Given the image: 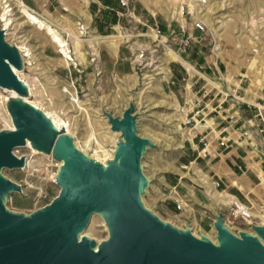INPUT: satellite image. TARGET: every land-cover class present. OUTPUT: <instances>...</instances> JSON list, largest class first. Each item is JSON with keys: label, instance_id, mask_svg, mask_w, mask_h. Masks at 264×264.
Listing matches in <instances>:
<instances>
[{"label": "rangeland", "instance_id": "obj_1", "mask_svg": "<svg viewBox=\"0 0 264 264\" xmlns=\"http://www.w3.org/2000/svg\"><path fill=\"white\" fill-rule=\"evenodd\" d=\"M109 1L110 7H118L117 0H0L2 40L14 53L15 64L8 62L22 81L16 80L17 93L0 85V133L26 129L21 125L31 119L22 122L21 112L36 108L38 114H49L35 116L39 128L32 140L12 150L22 166L0 171L2 178L21 186L4 207L29 215L59 196L66 164L63 145L98 169L117 167L119 152L128 145L126 130L133 127L136 136L150 141L140 162L144 187L139 212L177 229L188 226L194 237L205 236L220 247L215 223L227 206L214 199L216 191L193 194L204 203L186 202L192 208L190 220L188 211L174 216L170 186L181 176L197 185L209 170L204 158L196 159L203 142L195 136L207 134L203 126L218 113L213 111L207 120L199 117L197 125L193 110L206 103L229 106L235 87L241 105L264 103V0H130L135 16L121 18L103 7ZM32 16L59 33L70 60ZM197 20L204 21L205 30L194 28ZM156 25L164 42L136 36L153 33ZM187 37L191 45L183 51L181 40ZM174 69L184 79L178 81ZM50 115L63 123L60 132L50 128L39 135ZM51 130L54 136L48 134ZM228 215L224 222L231 233L240 239L243 233L254 234L264 243L254 228L264 226V216L256 215L246 225ZM111 227L107 216L93 212L83 235L101 249L112 239Z\"/></svg>", "mask_w": 264, "mask_h": 264}, {"label": "water", "instance_id": "obj_2", "mask_svg": "<svg viewBox=\"0 0 264 264\" xmlns=\"http://www.w3.org/2000/svg\"><path fill=\"white\" fill-rule=\"evenodd\" d=\"M0 32V53L15 64L14 53L3 42ZM0 68L1 84L19 89V84ZM23 116V117H21ZM25 131L0 133V171L10 166L20 168L23 160L12 154L17 143L39 128L35 117L21 112ZM35 129V130H34ZM126 130L128 145L119 152L117 167L102 170L72 147L63 145V155L72 174L61 171L59 199L33 214H18L5 209L8 196L21 186L0 175V264H264V246L254 234L235 236L224 222V214L215 227L220 247L207 237L192 236L191 228L177 229L160 221L154 214L144 216L140 194L144 182L140 162L149 140ZM36 133V132H35ZM34 133V134H35ZM93 212L104 214L111 225L121 231L100 247L97 253L93 240L78 241ZM264 240V226L254 227Z\"/></svg>", "mask_w": 264, "mask_h": 264}, {"label": "crops", "instance_id": "obj_3", "mask_svg": "<svg viewBox=\"0 0 264 264\" xmlns=\"http://www.w3.org/2000/svg\"><path fill=\"white\" fill-rule=\"evenodd\" d=\"M102 5L105 9H108V7L109 9H115L114 7H110V1ZM173 73L178 81L181 78L184 79V76L181 77V74L176 69H174ZM250 103L255 102L251 100ZM203 110L206 116L205 120H207V116L212 114L213 111L218 113L215 114V117H211L209 126H203L202 131L204 132L207 129V134L201 132L202 135L196 134L195 136L198 142H202L201 139L203 137L207 139L206 150L203 152L199 150L196 159L204 158L206 165H209V170L205 173L202 172L201 177H203V180L197 185L190 183L191 179L188 176L186 179L184 176H181L179 181L171 185L170 188L177 186L178 194L184 197L186 202L193 200L195 204L204 203V200H201L197 195L193 196V194L197 193L196 191L209 195L211 190H215L214 199L217 202L219 201V203H224L227 206L226 211L228 210L227 204L230 200L238 198L248 205L252 204L255 215L259 216L258 208L261 202H264V192H262V189H264V134L253 128V136L255 138H247L241 144L234 142V139H237L240 135L243 122L247 119H255L254 108L249 105H242L240 109L233 102L227 107L221 104L209 107L208 103H206ZM219 136H226L230 140L228 147L220 146ZM250 140L253 143H250ZM194 143L192 148L197 149ZM204 145V143L201 144L202 148ZM213 178L223 180L226 188H223V191H221L219 188L214 187ZM174 196L170 194L173 200ZM186 206L187 203H185L183 210H179L176 205V209L173 211L174 216L178 218L180 213L183 214L185 211H188L189 215L185 216L191 220V216L193 215L192 208L187 209ZM225 212L224 218L226 217Z\"/></svg>", "mask_w": 264, "mask_h": 264}, {"label": "built area", "instance_id": "obj_4", "mask_svg": "<svg viewBox=\"0 0 264 264\" xmlns=\"http://www.w3.org/2000/svg\"><path fill=\"white\" fill-rule=\"evenodd\" d=\"M117 2H118V9L117 10H115L113 8H110V9L115 10L116 14L118 15L119 18H121L122 16H124L126 14L130 15L131 17H133L132 15L135 16V11L131 7L130 0H117ZM194 28L198 29V30H205L204 21H202V20L195 21L194 22ZM152 30H153V33H151V34L148 32H144V31L137 32L136 36H138V37H152V39H154L155 41L157 40L158 42H162V41L164 42L165 41L163 38L164 36H163L162 30L159 28L158 25H156V28L155 27L152 28ZM190 45H191L190 38L187 37V38L181 40L180 48L183 51H186ZM142 56H143V54H142ZM238 90H239L238 87L234 88V94H233L234 102L233 103L235 106H238L241 109L242 105L240 103L242 100H241V97L237 94ZM247 103L250 107L254 108L255 119H247L243 122L240 135L238 136L237 139H234V142L236 144H241L242 142H244L245 139L250 138V137H254L253 136V130H252L253 128L259 130L261 133L264 134V103H259V102L258 103L247 102ZM193 111H194L193 119L198 125L199 122L201 121L199 119V117L205 116V112H204L203 108H198L197 110H193ZM218 140L220 142V146L228 147L230 140L226 136H219ZM252 140H250L251 141L250 143H253ZM201 141L205 144L204 147L202 148V150H200L203 152L206 150L205 147H206L208 142H207L206 137H203L201 139ZM188 167H189L188 165L185 166V168H188ZM213 184L216 188H221L223 183L219 179V180H213ZM170 193L173 196L175 195L174 200H175V203L177 205V209L183 210L186 201H185L184 197H182L178 194L177 186L172 187ZM8 200L9 201L12 200L10 195L8 196ZM227 205H228L227 215L229 214L228 216H233L235 219H239V220L243 221V223H245L246 225H252L255 222L257 216L254 213V209H253L252 204L248 205V204L242 202L241 200H239L238 198H233L230 200V202ZM259 209H260L259 217L264 216V204H260Z\"/></svg>", "mask_w": 264, "mask_h": 264}, {"label": "bare ground", "instance_id": "obj_5", "mask_svg": "<svg viewBox=\"0 0 264 264\" xmlns=\"http://www.w3.org/2000/svg\"><path fill=\"white\" fill-rule=\"evenodd\" d=\"M33 21H34V23H38V24H41V26H44V28L46 27L47 28V30L49 31V33L50 34H52L53 35V40L59 45V47H61L62 48V52H64V54H65V57L67 58V59H69L70 60V57L68 56V49L66 48L67 47V44L64 42V40L62 39V37H60V35H59V33L58 32H56L53 28H51L50 26H48L43 20H41L39 17H37V16H32V18H31ZM26 56H29L28 54L26 55ZM0 68H1V70H2V73H5V74H9L10 75V77L11 78H14L15 80H19L20 82H22L21 81V79H20V77L16 74V71L15 70H13V68H11V64L8 62V59H6L4 56H3V54H1L0 53ZM14 72V73H13ZM1 73V74H2ZM16 74V75H15ZM0 85L1 86H3V88H5V89H7V90H10V91H13V92H15V93H17V87H15V86H13L12 84H8V85H3V84H1L0 83ZM22 86V85H21ZM20 88V87H19ZM31 91V90H30ZM25 92L26 93H28L29 94V92L25 89ZM19 96V95H18ZM23 98V97H22ZM23 101V100H22ZM24 102V101H23ZM22 107H24V106H22ZM25 108V107H24ZM26 109V108H25ZM28 109V108H27ZM38 111L39 110H37L36 108H35V112L33 111V110H31V115H33L34 117L35 116H46L47 118H48V116H49V114H48V116H47V114H45V113H39L38 114ZM46 118V119H47ZM50 119H52V120H50ZM35 120L36 121H38V119H36V117H35ZM41 121H42V124L41 125H43V123L45 122V120L43 119H41ZM63 126V123L62 122H59V121H56V119H53V117H51V115H50V118H49V121H48V123L47 124H45L43 127H44V130H45V132H42V128H41V130H39V135H41V134H43V133H47L46 131H49L50 130V128H53L54 130H56V131H59L60 132V129H61V127ZM25 130H27V129H24V128H21V127H19V128H17V129H15L14 131H25ZM35 130V129H34ZM55 131V132H56ZM36 132V131H35ZM33 134V133H32ZM32 134H29V136L28 137H26L25 139H23L22 141H20L19 143H17V146H26L27 144V141H28V139L30 138L31 139V136H32ZM48 134H50L51 136H54V133L52 132V130H51V132L50 133H48ZM32 140V139H31ZM28 142H30V141H28ZM117 171H118V176L120 175L119 173H120V164H118L117 165ZM65 170L67 171V172H69V173H73L72 172V169L70 168V165L69 164H65ZM17 186H19V185H17ZM61 192H62V187H61ZM61 192H60V194H59V196L56 198V200L57 199H59L60 198V196H61ZM53 203H51V204H49L48 206H46V207H49V206H51ZM161 222H163L162 220H160ZM111 229H112V237L115 235H117V234H119V232L121 231V229L118 227V226H113V227H111ZM192 236L194 237V235L192 234ZM242 239V238H241ZM84 240H90V241H92V239L91 238H89L88 236H84L83 235V233L78 237V241L79 242H83ZM263 246H264V244H263ZM94 250H95V252H97V253H102V249H100L98 246H96V247H94Z\"/></svg>", "mask_w": 264, "mask_h": 264}]
</instances>
